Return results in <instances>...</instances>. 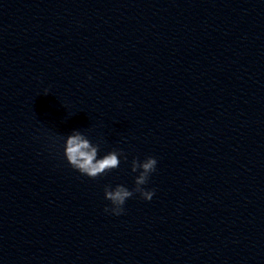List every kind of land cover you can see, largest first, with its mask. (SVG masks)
Returning a JSON list of instances; mask_svg holds the SVG:
<instances>
[{"label": "clouds", "instance_id": "obj_1", "mask_svg": "<svg viewBox=\"0 0 264 264\" xmlns=\"http://www.w3.org/2000/svg\"><path fill=\"white\" fill-rule=\"evenodd\" d=\"M45 95H47V90ZM99 150L100 143H92L85 134L78 130H74L64 139L63 155L68 165L90 179H95L118 168L120 156L124 155L121 151L113 150L99 157ZM125 159H127L126 156ZM156 166L155 157L148 156L143 161L134 158L131 162V171L138 172L134 179V188L130 190L122 184H117L115 187L106 185L104 198L110 202V206H106L104 211L115 216L122 215L126 201L135 193H139L144 200L151 201L155 195V189L147 190L144 185L148 183L150 175L156 171Z\"/></svg>", "mask_w": 264, "mask_h": 264}]
</instances>
